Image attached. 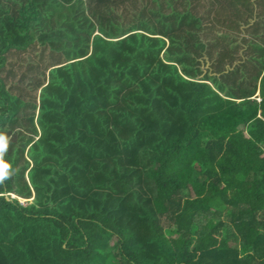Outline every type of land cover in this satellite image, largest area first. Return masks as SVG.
I'll use <instances>...</instances> for the list:
<instances>
[{"label": "trees", "instance_id": "trees-1", "mask_svg": "<svg viewBox=\"0 0 264 264\" xmlns=\"http://www.w3.org/2000/svg\"><path fill=\"white\" fill-rule=\"evenodd\" d=\"M0 264H264V0H0Z\"/></svg>", "mask_w": 264, "mask_h": 264}, {"label": "rangeland", "instance_id": "rangeland-1", "mask_svg": "<svg viewBox=\"0 0 264 264\" xmlns=\"http://www.w3.org/2000/svg\"><path fill=\"white\" fill-rule=\"evenodd\" d=\"M239 36H240V38H242L243 33H240ZM240 40H241V39H240ZM22 58L25 59V60L27 59V58H26V53L22 52V53H19V54H11V55L9 56V60H10V61H15V62L18 61L19 59H22ZM206 68H207L206 66H204V65L202 66V69H203V70H206ZM204 72H205V71H204ZM201 75H202V74H201ZM201 75H200V76H201ZM256 94H257V93H256ZM257 98H258V97H257ZM11 196H12V195H11ZM12 197H14V196H12Z\"/></svg>", "mask_w": 264, "mask_h": 264}, {"label": "water", "instance_id": "water-1", "mask_svg": "<svg viewBox=\"0 0 264 264\" xmlns=\"http://www.w3.org/2000/svg\"><path fill=\"white\" fill-rule=\"evenodd\" d=\"M204 59L206 60L205 66H208V65H209V62H208V58H207L206 55H204ZM203 71H205V70H203ZM12 196H13V195H12Z\"/></svg>", "mask_w": 264, "mask_h": 264}, {"label": "built area", "instance_id": "built-area-1", "mask_svg": "<svg viewBox=\"0 0 264 264\" xmlns=\"http://www.w3.org/2000/svg\"><path fill=\"white\" fill-rule=\"evenodd\" d=\"M19 200H20V202H21L22 204H24L25 199L19 198Z\"/></svg>", "mask_w": 264, "mask_h": 264}, {"label": "clouds", "instance_id": "clouds-1", "mask_svg": "<svg viewBox=\"0 0 264 264\" xmlns=\"http://www.w3.org/2000/svg\"><path fill=\"white\" fill-rule=\"evenodd\" d=\"M10 195H13V196H15L14 194H10ZM20 198V197H19Z\"/></svg>", "mask_w": 264, "mask_h": 264}]
</instances>
